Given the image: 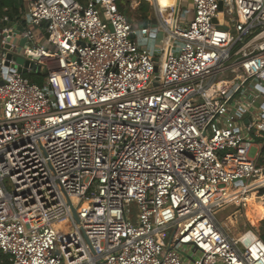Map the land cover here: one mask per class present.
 Masks as SVG:
<instances>
[{
  "label": "built area",
  "instance_id": "2783aa9c",
  "mask_svg": "<svg viewBox=\"0 0 264 264\" xmlns=\"http://www.w3.org/2000/svg\"><path fill=\"white\" fill-rule=\"evenodd\" d=\"M120 1L25 0L18 35L0 11L2 44L26 37L21 55L47 70L39 85L0 62V253L11 264H264L262 237L215 215L246 210L254 192L264 203V0L222 11L191 0L183 25L178 0H155L156 26L140 27Z\"/></svg>",
  "mask_w": 264,
  "mask_h": 264
},
{
  "label": "rangeland",
  "instance_id": "374dc122",
  "mask_svg": "<svg viewBox=\"0 0 264 264\" xmlns=\"http://www.w3.org/2000/svg\"><path fill=\"white\" fill-rule=\"evenodd\" d=\"M78 1L82 5L86 6V3H87L86 0H78ZM140 1L143 2V0H140ZM129 5L131 6L130 0L129 1L123 0L121 2V6L123 7L122 11L128 16V18L130 19L131 22L133 21L135 26L140 27V25H142V23L145 22V20H143L142 17L139 16V14L141 16H145L147 14L146 10L150 9L149 8L150 6L148 7V3H147V4H144V6H142L140 9H138V11H133L129 7ZM180 5H181V9H180V20H179V22L183 23L184 21L191 20L193 17L192 16L193 15L192 1L191 0H181ZM131 7H133V6H131ZM226 22H228V24H230V26H231V22L229 20L226 19ZM162 36H163V34L160 33V35L156 41L157 46L160 45V41H161ZM42 39H39L38 43H41ZM46 71H47L46 68L43 67L42 71H41V76H40L42 78L43 82H44ZM242 92L247 93V94H251V92H254V89L251 87L250 84H247L246 88H244L242 90ZM241 93L238 95V97L241 95ZM245 117H242L240 121L244 122ZM259 201H261V200L257 199V202H259ZM127 209H128V216L130 217V219L133 222H135L138 218V213H139V209H138L136 202H133L130 205H128ZM246 211H247V209L245 210V209L240 208L236 203H229V204L225 205L224 207L217 209L215 211V215H216L219 223L224 228L229 230L232 234H237V233H240L246 229L251 228V226H252L249 218L247 217ZM256 226H257L258 230H255L253 228L252 229L260 235L264 231V218H261L258 221V224Z\"/></svg>",
  "mask_w": 264,
  "mask_h": 264
},
{
  "label": "water",
  "instance_id": "95a60500",
  "mask_svg": "<svg viewBox=\"0 0 264 264\" xmlns=\"http://www.w3.org/2000/svg\"><path fill=\"white\" fill-rule=\"evenodd\" d=\"M180 3V0H178V6ZM219 10L222 11L223 10V0H219ZM179 13V7H178V11L177 14ZM214 23L218 22V19H213ZM150 23V21H145L144 24H142L141 26H148ZM153 26H156V20L152 21ZM23 31L22 27H18V29L16 30L15 34H20V32ZM48 35V34H47ZM2 36L0 35V62H4L6 65H10V61H14L17 64V68L20 72H23L24 74L29 73L30 69L32 72H36V73H41V66L38 65L37 63L31 62L28 59H25L20 51L23 48L25 42L27 41L26 37H22L19 40V46L17 48H11V46L9 44H5L3 45L1 42ZM155 62H156V71L158 73L157 76V82L160 79V73L163 71V66L159 65V58L155 57ZM6 71V69H5ZM249 119H246V122H248ZM69 203L72 205L71 201L69 200ZM72 211H73V215L74 217L78 220V214L76 209L72 206Z\"/></svg>",
  "mask_w": 264,
  "mask_h": 264
},
{
  "label": "trees",
  "instance_id": "16d2710c",
  "mask_svg": "<svg viewBox=\"0 0 264 264\" xmlns=\"http://www.w3.org/2000/svg\"><path fill=\"white\" fill-rule=\"evenodd\" d=\"M24 4H25V0H0V11L4 7H9L11 9L10 17L11 19L14 20L15 17H17V15L19 16L25 13ZM25 76L30 78L31 81L39 85H43L42 78L40 77L41 73L31 72V73H26ZM263 156H264V147H263ZM247 217L249 218L251 222V225H252L251 228L258 230L256 225L258 224V221L261 218H264V204L260 206V217L259 218L254 219L248 214H247ZM260 236L264 240V231L260 234ZM0 264H11L7 255L0 253Z\"/></svg>",
  "mask_w": 264,
  "mask_h": 264
},
{
  "label": "crops",
  "instance_id": "0c3cea01",
  "mask_svg": "<svg viewBox=\"0 0 264 264\" xmlns=\"http://www.w3.org/2000/svg\"><path fill=\"white\" fill-rule=\"evenodd\" d=\"M155 0H143V2H141L140 0H138V1H136L135 2V4L133 5V7H130L131 8V10H133V11H138V9H140L142 6H144V4H147L148 3V7L150 8V9H148V10H146V12H147V14L145 15V16H141L140 14H139V16L140 17H142V19L143 20H145V21H148V20H153L154 18H155V11H154V8H153V5H154V2ZM158 1V3L162 6V1L161 0H157ZM176 1L177 0H174L173 2H172V5H175L176 4ZM122 2V1H121ZM121 2L119 3V7H120V9L122 10V6H121ZM163 7V6H162ZM153 8V9H152ZM5 9H7V12L10 14L11 13V9L9 8V7H4L1 11L3 12V11H6ZM24 9H25V13L24 14H21V15H17V17H15V19L13 20L12 19V21H13V24H18L19 25V27H24V26H26V23L28 22V18H29V8H28V4H27V2H25V4H24ZM193 13H194V8H193ZM193 16V15H192ZM18 17H20V18H18ZM188 22V20L187 21H184L183 23L181 22L180 24H185V23H187ZM133 25H134V23H133V21L131 22ZM142 24H144V22L142 23ZM135 26V25H134ZM141 26V25H140ZM135 27H137V26H135ZM35 34H36V40L38 41L39 39H42L41 41H46V37H47V34H46V32L44 31V29L43 28H36L35 29ZM263 151V150H262ZM264 204V203H263Z\"/></svg>",
  "mask_w": 264,
  "mask_h": 264
},
{
  "label": "bare ground",
  "instance_id": "6f19581e",
  "mask_svg": "<svg viewBox=\"0 0 264 264\" xmlns=\"http://www.w3.org/2000/svg\"><path fill=\"white\" fill-rule=\"evenodd\" d=\"M162 1V6L164 8L172 6V2L174 0H161ZM260 182L257 183V185ZM256 185H253V187ZM255 192L252 194L250 197L248 206H247V211L246 213L250 215L252 218L256 219L260 217V206L263 204L262 201L257 202V199H255Z\"/></svg>",
  "mask_w": 264,
  "mask_h": 264
}]
</instances>
